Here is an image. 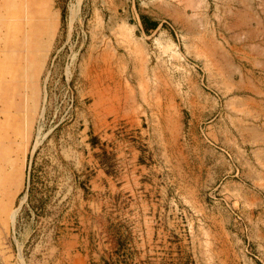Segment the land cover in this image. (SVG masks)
Segmentation results:
<instances>
[{
  "label": "rangeland",
  "instance_id": "1",
  "mask_svg": "<svg viewBox=\"0 0 264 264\" xmlns=\"http://www.w3.org/2000/svg\"><path fill=\"white\" fill-rule=\"evenodd\" d=\"M106 263L264 264V0H0V264Z\"/></svg>",
  "mask_w": 264,
  "mask_h": 264
},
{
  "label": "trees",
  "instance_id": "2",
  "mask_svg": "<svg viewBox=\"0 0 264 264\" xmlns=\"http://www.w3.org/2000/svg\"><path fill=\"white\" fill-rule=\"evenodd\" d=\"M61 16L62 18L64 19V16H65V11H62L61 12ZM140 21H141V25L143 26V29L146 31L148 30H154L156 27H157V23L154 22V21H150L148 20L146 17L144 16H140ZM149 29H148V27ZM34 177L35 175L33 174V171L30 173L29 175V189H28V194L30 195V193L32 192V190H34ZM116 246H115V249L116 250H120V247H121V244L117 242H115ZM106 264H110V263H106Z\"/></svg>",
  "mask_w": 264,
  "mask_h": 264
}]
</instances>
